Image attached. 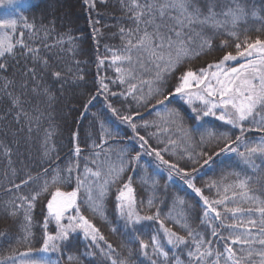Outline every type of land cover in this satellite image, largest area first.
I'll list each match as a JSON object with an SVG mask.
<instances>
[{
    "label": "trees",
    "instance_id": "16d2710c",
    "mask_svg": "<svg viewBox=\"0 0 264 264\" xmlns=\"http://www.w3.org/2000/svg\"><path fill=\"white\" fill-rule=\"evenodd\" d=\"M193 3L195 7L206 12V0H193ZM216 3L217 12L227 7H235L233 0H216ZM239 3L247 9L246 19L236 28H232L229 24L219 30L207 29L205 35L212 39V50L196 59L186 61L177 70L175 76L168 78L169 88L174 85L175 77L187 68L191 67L195 70L206 67L209 63L219 60L228 51L235 54V44L243 41L245 37L250 40H254L257 36L264 39V0H239ZM126 12L127 9L122 6L121 0H103V2L95 0L94 8L89 7L85 0H31L21 11L13 38L19 39L20 33L23 32L25 43L30 48L39 49V57L47 59L48 66L33 61L32 54H28L25 49L17 45L16 56L8 57V70L0 73V76H7L14 81L9 88L4 89L3 80H0V233L4 234L0 235V259L14 256L15 264H23L29 259L23 255L29 247L39 249L42 246L43 221L47 215L46 205L50 194L41 195L34 201L31 210L19 197H31L39 191L45 180L51 183L57 170L60 177L66 181L59 186L63 191H71L76 187L77 176L83 178L85 166L94 171L97 167L106 170L108 163L119 165L121 156L127 161L140 152L139 162L124 174L125 180L128 176H132V186L137 199L147 201L149 196H154V202L161 210V218H164L173 208L174 199L179 196L184 199L185 204L178 205L176 211L183 210L194 228L206 232L208 230L201 225L204 210L202 200L187 188L179 175L173 173L172 178L169 179L170 170L167 165L161 164L155 155H149L148 151L150 148L161 150L165 160L178 163L186 170L190 171L196 167L198 170L195 173V183L197 187L202 188L212 181H220L221 177L230 172H239L245 168L233 154L214 157L207 166H203V160L193 165L188 159L189 152L195 156L202 150L219 151V148L223 147L224 142L210 138L209 133L219 137L221 133L227 132L234 140L240 135L238 129L224 124L213 116L203 117L197 121L195 113L187 103L175 97L167 107L179 110L184 127L191 131L189 143L177 131L175 125L166 124L161 120V116L164 115L162 107L158 106L153 111L150 105H137L131 96L119 95L126 91L128 83H119L115 69L128 66L119 62L113 64L112 52L109 49L119 53L123 48L124 40L121 38L120 28L132 26V21L128 19ZM253 12L256 15H252ZM97 21L98 23H95ZM25 23L33 27L26 28ZM95 29H99V32H95ZM231 31L238 33L240 41L228 35ZM222 41H227L228 47H223ZM101 59L105 62L98 67ZM25 65L28 68H36L35 79L22 74ZM228 66H237V64L229 62ZM55 71L61 72L62 78L54 77L52 73ZM152 75L151 70L139 71L137 80L129 83H137L140 79H151ZM101 78H104V83L108 85V92L100 89ZM26 79L27 86L22 88L21 83ZM142 87L143 93L137 92V95L147 94L148 86ZM17 97L19 103L14 104L13 100ZM89 100H91L90 104ZM152 103L154 104L155 100ZM109 104L118 109L120 115L140 114L143 119H135L138 125L137 131L148 141L149 148H140L136 134L111 113L107 107ZM157 112L160 113L159 116ZM143 121H149V127H139ZM101 123L111 133L110 136L106 133L102 135ZM163 129L168 130L163 131ZM49 132L51 136L47 137ZM152 133L156 134L152 135ZM260 135L255 131L246 132L245 139H259ZM202 136L205 141L203 144ZM169 140L175 141V145L169 144ZM77 144L82 150L79 158L74 155ZM165 148L168 149L167 152L163 151ZM95 153L100 155L96 156ZM93 160L96 161L95 164L92 163ZM77 161L79 169L69 175L66 169L70 164L75 165ZM256 163L264 169V164L259 158ZM45 169L47 174L44 173ZM248 174L253 175L254 180L264 178V170L255 173L249 171ZM29 176L34 179L26 185L22 184L21 182L27 180ZM233 178L229 177V179ZM99 182L102 183V179ZM16 184H20L21 187L16 189L14 187ZM119 186L112 185L104 201L106 220L94 215L81 202L85 198L83 189L78 199L81 212L100 229L107 243L115 249L112 253L113 258L127 259L129 264H148L147 259L139 253L138 242L130 239L128 230L123 226L124 222L115 211V195ZM253 187L264 190V182L254 183ZM54 190L55 188L52 187L49 191ZM257 194H260L259 191ZM204 195L210 199L217 198L215 189L209 191L205 188ZM20 205L23 206L18 207ZM13 211L16 213L14 216L11 215ZM26 212L32 217L28 228L31 232L29 243L21 239L25 235L24 228L28 225L25 220ZM165 223L181 235L185 234L177 225L167 220ZM113 228L116 229L115 232L112 231ZM155 228L156 225L152 222H145L141 237L148 239ZM48 231L54 233L53 222L49 224ZM211 239L217 240V238ZM99 245L98 248L91 244L84 238L83 233L78 232L73 234L70 242L62 246L60 252L45 254L57 264H73L68 261V256L77 257L78 264H110L100 251L101 248L107 251V246L104 241H100ZM8 264L12 262L8 261Z\"/></svg>",
    "mask_w": 264,
    "mask_h": 264
},
{
    "label": "snow or ice",
    "instance_id": "6c2138e0",
    "mask_svg": "<svg viewBox=\"0 0 264 264\" xmlns=\"http://www.w3.org/2000/svg\"><path fill=\"white\" fill-rule=\"evenodd\" d=\"M3 2L4 0H0V3ZM8 3H14V0H8ZM85 3L91 8L95 7V0H85ZM233 3L235 7H227L217 12L216 0H206V12H204L194 6L193 0H127L126 3L125 0H121L122 6L127 9L126 14L132 21V26L120 28L121 38L124 40L122 50L118 53L109 49L112 52L113 64L119 62L128 66L115 69L119 83H128L126 91L119 95L131 96L137 105H150L153 111L158 106L162 107L164 115L161 116V120L166 124L175 125L177 131L189 143L191 131L184 127L179 110L167 107L175 97L187 103L195 113L197 121L203 117L213 116L240 131V135L234 140L227 132L221 133L219 137L209 133L210 138L224 142L219 151L202 150L195 156L191 152L188 153V159L193 165L203 160V166H207L214 157L233 154L245 166L241 171L230 172L221 177L220 181H212L203 188L197 187L195 183V173L198 170L196 167L189 171L181 168L178 163L165 160L161 150L150 148L148 151V154L155 155L161 164L167 165L170 170L169 179L172 178L173 173L179 175L187 188L202 200L204 210L201 225L208 231L202 232L194 228L183 210L176 211L178 205L185 204L184 199L179 196L174 199L173 208L164 218H161V210L155 204L154 196H149L147 201L137 199L132 186V176L124 179V174L141 159V153L137 152L127 161L121 156L119 165L108 163L106 170L97 167L94 171L85 166L83 178L77 176L76 187L71 191L61 189L59 185L66 181L60 177L57 170L51 183L45 180L39 191L31 197L20 196L19 199L26 202L28 209L31 210L34 201L41 195L50 194L46 205L47 215L43 221L42 246L39 249L29 247L23 253L29 259L23 264H57L43 254L60 252L62 246L70 242L73 234L78 232L83 233L84 238L98 248L99 242L104 241L107 251L104 248L100 251L110 264H129L127 259L113 258L112 253L115 249L107 243L100 229L82 214L78 202L83 189L85 198L81 202L94 215L106 220L104 201L112 185H120L115 195V211L124 222L123 226L128 230L130 239L138 242L139 253L147 259L148 264H264V190L253 187L254 183L264 182V178L254 180L253 175L248 174L249 171L255 173L264 170L256 163L259 158L264 164V39L257 36L254 40L245 37L240 41L238 33L231 31L228 35L240 41L235 44V54L228 51L219 60L209 63L206 67L195 70L189 67L175 77V83L171 88L168 86V78L175 76L177 70L186 61L196 59L212 50V39L205 35L207 29L219 30L229 24L232 28H236L246 19L247 9L241 6L239 0H233ZM252 15L256 13L253 12ZM17 27L15 19H0V60H3L0 62V73L8 70V57L16 56L17 45L25 49L28 54H32L33 61H39L47 67L48 61L39 57V49L30 48L25 43L23 32L20 33L19 39L14 40ZM24 27L33 26L25 23ZM94 31L99 32V29ZM222 46L228 47V42L222 41ZM104 62L103 59L99 60L98 67ZM229 62H236L237 66H228ZM150 70L153 72L151 79H140L137 83H129L137 80L139 71ZM22 74L35 79L36 68H28L25 65ZM52 75L57 79L62 78L59 71L53 72ZM0 80H3L4 89L14 83L7 76H0ZM27 83V79L24 80L21 87H26ZM99 85L104 92L109 91L104 78L99 80ZM143 85L148 86L147 94L137 95V92L143 93ZM35 90L34 88L33 91ZM110 94L117 95V93ZM153 100H155L154 104ZM13 103L18 104L19 98H15ZM88 103L90 104L91 100ZM107 107L121 123L127 124L132 129L140 141L141 149L149 148L148 141L137 131L138 125L135 119H143L139 113L120 115L118 109L111 104ZM157 115L159 116L160 113L157 112ZM149 124V121H143L139 127L147 128ZM100 127L102 135L105 133L111 135L103 123ZM157 127L160 130L159 126ZM167 130L163 129V131ZM252 131L260 133V138L245 139V133ZM50 136L51 133H47V137ZM45 142L47 143V138ZM204 142L202 136L201 143ZM175 143L169 140V144L175 145ZM94 146L99 147V145ZM81 151L77 144L74 155L79 158ZM163 151L167 152L168 149L165 148ZM95 155L100 154L95 153ZM92 163L95 164L96 161L93 160ZM78 169L77 161L75 165L70 164L66 171L70 175ZM44 173L47 174V169ZM229 177L234 178L229 179ZM33 179L29 176L21 183L26 185ZM101 179L102 183L99 182ZM14 187L19 189L21 185L16 184ZM52 187L55 190L50 192ZM205 188L209 191L215 189L217 198L210 199L205 196ZM258 191L260 194H257ZM15 214V211L11 213L13 216ZM25 220L28 225L25 226V235L21 239L29 243L31 232L28 228L32 217L27 212ZM166 220L177 225L185 234L181 235L172 227H168ZM51 222L55 224L54 233L48 231ZM145 222L156 225L148 239L141 237ZM112 231L115 232L116 229L113 228ZM0 235L4 234L0 233ZM210 237L217 240L214 241ZM218 244L220 246H217ZM33 256L36 258H32ZM8 261L15 264L14 256L0 259V264H8ZM68 261L78 264V259L74 256H68Z\"/></svg>",
    "mask_w": 264,
    "mask_h": 264
},
{
    "label": "rangeland",
    "instance_id": "374dc122",
    "mask_svg": "<svg viewBox=\"0 0 264 264\" xmlns=\"http://www.w3.org/2000/svg\"><path fill=\"white\" fill-rule=\"evenodd\" d=\"M30 1L31 0H14V3L9 4L8 0H4L3 3H0V19H15L18 22L21 16V11L27 7ZM240 62L242 63L243 60ZM46 255L47 254H45V256Z\"/></svg>",
    "mask_w": 264,
    "mask_h": 264
}]
</instances>
